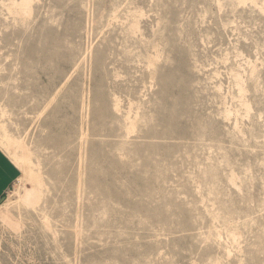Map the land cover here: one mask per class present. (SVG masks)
Masks as SVG:
<instances>
[{"label":"rangeland","instance_id":"rangeland-1","mask_svg":"<svg viewBox=\"0 0 264 264\" xmlns=\"http://www.w3.org/2000/svg\"><path fill=\"white\" fill-rule=\"evenodd\" d=\"M23 2L0 264H264V0Z\"/></svg>","mask_w":264,"mask_h":264},{"label":"crops","instance_id":"crops-1","mask_svg":"<svg viewBox=\"0 0 264 264\" xmlns=\"http://www.w3.org/2000/svg\"><path fill=\"white\" fill-rule=\"evenodd\" d=\"M13 165V162H10V160H8V156L0 149V193L16 175V167L14 168Z\"/></svg>","mask_w":264,"mask_h":264},{"label":"bare ground","instance_id":"bare-ground-1","mask_svg":"<svg viewBox=\"0 0 264 264\" xmlns=\"http://www.w3.org/2000/svg\"><path fill=\"white\" fill-rule=\"evenodd\" d=\"M26 3H27V0H24V2H23L24 7H27V4H28V3H27V4H26ZM21 4H22V3H21ZM21 4H20V5H21ZM21 6H23V5H21ZM11 143H16V142L11 140ZM7 147L10 148V149L12 148V146H7ZM17 158H18V157H16V159H17ZM23 160H25V157H24ZM8 170H9V169H8ZM6 171H7V170H6ZM7 172H8V171H7ZM9 174H10V173H9ZM30 174H31V177H32V176H33V172H30ZM4 177H5V175H4ZM26 192H27V196L33 194V190H32V189H31V190H27Z\"/></svg>","mask_w":264,"mask_h":264},{"label":"water","instance_id":"water-1","mask_svg":"<svg viewBox=\"0 0 264 264\" xmlns=\"http://www.w3.org/2000/svg\"><path fill=\"white\" fill-rule=\"evenodd\" d=\"M5 200V198L3 197L2 199H1V202H3Z\"/></svg>","mask_w":264,"mask_h":264}]
</instances>
